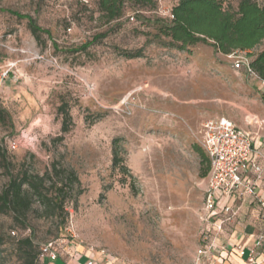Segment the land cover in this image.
Instances as JSON below:
<instances>
[{"label": "rangeland", "instance_id": "1", "mask_svg": "<svg viewBox=\"0 0 264 264\" xmlns=\"http://www.w3.org/2000/svg\"><path fill=\"white\" fill-rule=\"evenodd\" d=\"M177 2L158 0L155 9L128 4L120 20L108 23L98 0H0V10L30 15L51 32L38 42L27 20L0 13V108L7 112L0 146L15 173L62 167L59 178L70 191L68 215L46 217L38 201L27 229L0 215V264H27L16 251L18 238L27 236L37 246L58 242L61 251L108 264H194L210 173L201 176L210 165L196 149L203 150L202 125L226 117L247 128L250 114L264 118V98L212 46L181 51L157 37L164 12ZM238 2L225 5L235 10ZM99 34L106 37L74 53ZM63 102L73 123L58 142ZM115 139L135 188L113 168ZM71 172L78 184L68 179ZM8 182L0 162V194Z\"/></svg>", "mask_w": 264, "mask_h": 264}, {"label": "trees", "instance_id": "2", "mask_svg": "<svg viewBox=\"0 0 264 264\" xmlns=\"http://www.w3.org/2000/svg\"><path fill=\"white\" fill-rule=\"evenodd\" d=\"M158 0H98V8L106 22L120 20L128 4L141 8L155 9ZM226 0H178L170 10L173 18L165 16L158 25L157 37L168 40V46L186 51L197 44H207L215 52L229 56L236 52H248L251 67L264 80V4L258 0H239L237 8L226 7ZM27 20L29 28L38 42L42 35L51 38V32L43 29L30 15H23L12 10L1 9L0 13ZM134 18V17H133ZM135 20V18H134ZM106 37L99 34L93 37L88 44L81 46L74 53L84 52L91 45ZM55 45V44H54ZM257 50H259L257 52ZM130 59L142 57L141 53L129 55ZM62 116V133L55 141L63 142L64 136L71 131L72 116L68 104L63 102L58 108ZM7 119L6 110L0 108V122ZM113 168L124 177L132 180L135 188V178L125 164L124 151L121 140L115 139L112 144ZM197 152L202 159V165H210L205 152L197 146ZM0 162L9 177L8 184L0 194V215L11 216L14 224L27 229V221L35 201L44 209L46 217H56L66 214L65 204L69 199L70 191L65 180L60 179L64 173L62 167L53 164L52 170L43 175L34 174L24 167L17 173L13 171V164L8 159L7 152L0 146ZM210 169L201 176L206 177ZM54 177L56 179L54 180ZM71 183H79L74 172L70 173ZM13 237H17L14 231ZM46 244V243H45ZM42 245H35L32 236L18 238L17 253L27 264H41L40 255Z\"/></svg>", "mask_w": 264, "mask_h": 264}, {"label": "built area", "instance_id": "3", "mask_svg": "<svg viewBox=\"0 0 264 264\" xmlns=\"http://www.w3.org/2000/svg\"><path fill=\"white\" fill-rule=\"evenodd\" d=\"M165 16L173 18L171 10H166ZM134 21V18H131ZM248 52H236L228 56L233 61L234 69L243 71L250 81L259 86L264 96V80L251 67ZM257 126L262 130L264 119L250 116L246 119L247 128L237 126L226 117L207 120L202 125V148L210 160V173L204 194L201 215V243L196 254L195 264H203L210 260L217 251V238L223 232L226 222L237 217L240 206H231L225 200L237 198L243 204L247 199L257 202L261 209V219L264 222V197L261 195L258 182L264 176V151L255 147L250 129ZM61 243L48 242L41 247L40 263L50 264L63 258L65 264H75L79 254L67 252ZM245 255L243 248H239ZM105 258L113 261L107 255ZM83 256V254H82ZM88 262L99 264L94 256L85 254ZM250 264H264V225L256 238L254 248L248 255Z\"/></svg>", "mask_w": 264, "mask_h": 264}, {"label": "crops", "instance_id": "4", "mask_svg": "<svg viewBox=\"0 0 264 264\" xmlns=\"http://www.w3.org/2000/svg\"><path fill=\"white\" fill-rule=\"evenodd\" d=\"M252 83L254 84V82ZM256 86L259 89V86ZM250 116H258L260 118V116L256 114H250ZM250 129L255 133L253 136L255 147L264 151V125L262 130L255 125ZM258 185L261 195L264 197V176L258 182ZM225 201L233 207L240 206L241 210L237 217L225 223L222 234L217 238V251L210 260L203 259V264H250L248 262L249 252L254 248L256 238L262 231L264 225V222L261 219L260 206L252 199H247L243 204H241V200H238L237 198L226 199ZM239 248H243L245 251L244 256L241 255ZM61 259L64 261L63 258ZM95 259L99 264H108L97 258ZM87 262L88 257L79 256L78 261L75 262V264H85Z\"/></svg>", "mask_w": 264, "mask_h": 264}, {"label": "bare ground", "instance_id": "5", "mask_svg": "<svg viewBox=\"0 0 264 264\" xmlns=\"http://www.w3.org/2000/svg\"><path fill=\"white\" fill-rule=\"evenodd\" d=\"M132 94H134V93H132Z\"/></svg>", "mask_w": 264, "mask_h": 264}]
</instances>
